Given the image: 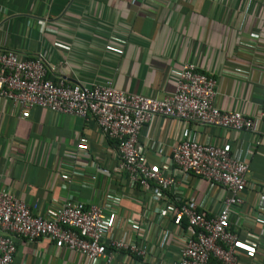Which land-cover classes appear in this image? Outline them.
Instances as JSON below:
<instances>
[{
	"label": "crops",
	"instance_id": "0c3cea01",
	"mask_svg": "<svg viewBox=\"0 0 264 264\" xmlns=\"http://www.w3.org/2000/svg\"><path fill=\"white\" fill-rule=\"evenodd\" d=\"M8 50L25 58L42 52L54 80L94 85L112 79L120 90L159 99L176 91L186 62L215 77V103L253 117L261 134L156 116L143 125L138 144L151 166L177 173L181 185L172 195L174 203L191 201L210 214L218 212L224 188L193 174L183 178L169 160L175 144L196 136L229 146L248 161L251 187L244 204L234 208L231 228L239 238L238 264H264V211L258 208L264 193V144H255L264 133L259 119L264 0H0V52ZM82 137L89 145L86 151L77 148ZM157 147L164 157L155 154ZM117 162L116 142L105 138L94 117L35 106L23 118L0 97V189L31 206L38 204L37 213L43 215L60 196L98 204L110 191L123 190L116 234L145 245L147 254L137 257L121 250L110 262L104 258L94 264H175L187 231L185 224L166 223L159 214L165 201L153 199L146 206L144 193L145 203H138L141 191L123 173L107 179L99 175L97 182L87 176L70 183L64 179L74 165L91 175L96 165L113 169ZM135 213L141 214L137 228L128 220ZM16 242L12 264H90L82 254L56 248L45 237H16Z\"/></svg>",
	"mask_w": 264,
	"mask_h": 264
},
{
	"label": "built area",
	"instance_id": "2783aa9c",
	"mask_svg": "<svg viewBox=\"0 0 264 264\" xmlns=\"http://www.w3.org/2000/svg\"><path fill=\"white\" fill-rule=\"evenodd\" d=\"M49 71L42 52L27 58L15 50L0 52V97L20 110L23 118L35 106L83 118L92 116L105 138L116 142L118 150L113 169L96 165L95 172L89 175L83 167L74 165L64 173V179L70 183L74 177L87 176L97 182L99 175L107 179L126 174L130 186L141 191L135 198L138 203H145L144 193L149 199L146 206L153 199H161L165 203L159 214L166 223L185 224L187 237L175 264H238L239 238L231 228L232 214L234 208L244 204L245 192L251 187L246 177L249 162L236 157L229 146L203 142L196 136L187 135L175 144L169 160L183 178L193 174L224 188L218 212L210 214L191 201L174 203L172 195L181 185L177 173L151 166L138 144L143 125L156 116L259 133L253 117L222 109L215 103L217 79L200 71L195 63L186 62L176 91L159 99L120 90L112 79L105 84H68L62 78H49ZM259 119L264 122V102ZM255 144H264V133ZM77 148L88 150L86 138L79 139ZM154 152L164 157L160 147ZM124 195L123 190H112L98 204L64 195L57 197L43 215L37 213L38 204L31 206L11 191L0 189V264L13 263L16 237L30 241L45 237L56 248L82 254L90 264L104 258L110 262L121 250L144 257L145 245L132 241L125 233L116 234ZM258 208L264 211V193L259 196ZM140 217L135 213L128 220L137 228Z\"/></svg>",
	"mask_w": 264,
	"mask_h": 264
}]
</instances>
